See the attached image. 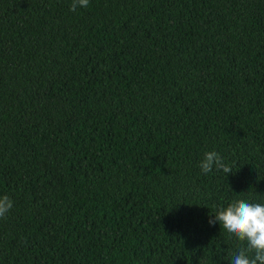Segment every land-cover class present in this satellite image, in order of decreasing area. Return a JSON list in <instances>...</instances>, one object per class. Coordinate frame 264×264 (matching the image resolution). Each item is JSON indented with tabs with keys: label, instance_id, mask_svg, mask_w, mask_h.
<instances>
[{
	"label": "trees",
	"instance_id": "trees-1",
	"mask_svg": "<svg viewBox=\"0 0 264 264\" xmlns=\"http://www.w3.org/2000/svg\"><path fill=\"white\" fill-rule=\"evenodd\" d=\"M71 4L0 0V264H230L209 219L264 203V0Z\"/></svg>",
	"mask_w": 264,
	"mask_h": 264
},
{
	"label": "clouds",
	"instance_id": "clouds-1",
	"mask_svg": "<svg viewBox=\"0 0 264 264\" xmlns=\"http://www.w3.org/2000/svg\"><path fill=\"white\" fill-rule=\"evenodd\" d=\"M88 4L89 0H72L71 10L86 8ZM199 167L204 174L214 169L227 175L232 173L231 166L225 164L222 156L216 151L206 152ZM12 207L13 201L9 196L0 197V218L5 217ZM216 222L242 245L237 252L227 253L225 259H228L230 264H264V203L235 200L220 207L214 213V218L210 217V225H215Z\"/></svg>",
	"mask_w": 264,
	"mask_h": 264
}]
</instances>
